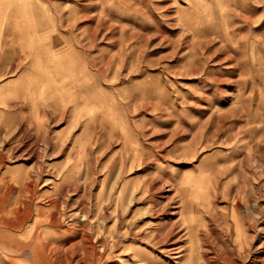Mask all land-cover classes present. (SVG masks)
<instances>
[{
    "label": "rangeland",
    "instance_id": "rangeland-1",
    "mask_svg": "<svg viewBox=\"0 0 264 264\" xmlns=\"http://www.w3.org/2000/svg\"><path fill=\"white\" fill-rule=\"evenodd\" d=\"M0 264H264V0H0Z\"/></svg>",
    "mask_w": 264,
    "mask_h": 264
}]
</instances>
